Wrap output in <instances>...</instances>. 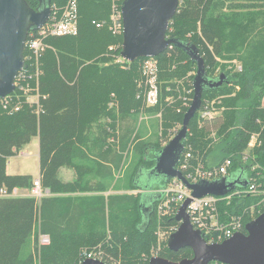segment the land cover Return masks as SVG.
Returning a JSON list of instances; mask_svg holds the SVG:
<instances>
[{
  "label": "trees",
  "instance_id": "obj_1",
  "mask_svg": "<svg viewBox=\"0 0 264 264\" xmlns=\"http://www.w3.org/2000/svg\"><path fill=\"white\" fill-rule=\"evenodd\" d=\"M26 1L37 8V0ZM49 1L58 9L67 2ZM77 8V34L47 36L38 66L28 58L24 46L25 66L20 74L24 73L25 78L10 94L12 105H0V186L8 190L31 188V175L8 174L6 165L9 158L38 137L39 179L50 194L39 200L32 196L0 197V264H32V248L39 251V264H80L79 251L94 247L97 259L105 264H148L151 251L157 249L159 257L171 260L191 257L188 247L177 251L167 247L169 234L179 225L174 216L180 202L171 201L169 213H158L159 204L167 197L157 190L171 179L160 180L150 186L151 191L136 195L102 194L108 190L106 183L111 181L112 169H118L129 147L134 126L128 117L132 110L137 112L143 106L141 82L145 76L139 63L142 58L124 62L123 68L112 62L111 55L114 59L120 54L122 35L112 34L106 25L109 3L77 0ZM93 21L104 24L96 27ZM166 36L195 45L209 78L225 75L222 86L204 88L201 95L202 103L220 99L218 106L224 109L219 117L203 119L202 127L195 113L188 124L180 160L190 152L183 175L199 163L210 168L226 159L231 161L225 176L236 177L239 184L218 197V219L226 223L239 218L245 233L244 225L264 211V0H179ZM110 46L117 47L110 50ZM156 58L160 68L159 99L146 110H162V136H168L170 128L182 123L187 108L180 107L178 100L167 104L164 97L177 99L181 90L177 81L191 89L192 96L196 65L176 45L168 46ZM217 58H235L241 70L228 68ZM19 85H28V91L25 93ZM35 95L39 110L27 99ZM15 105L17 110L12 109ZM117 114L121 121L119 135L114 128ZM104 116L115 117L106 124L102 123ZM251 135L256 141L248 155L244 152ZM109 137L116 139L118 150L106 144ZM163 146L157 141L153 145L136 141L133 152L137 166L130 177V189L140 188V169L151 170ZM148 149L151 155H147ZM253 166L256 168L252 170ZM61 168L73 169L75 179L63 181L59 177ZM89 173L94 175L87 178ZM252 185L259 194H249ZM77 193L88 195L69 196ZM250 204H254L252 215ZM39 233L49 236L48 245L36 246ZM157 233L164 234L163 240L159 241Z\"/></svg>",
  "mask_w": 264,
  "mask_h": 264
},
{
  "label": "water",
  "instance_id": "obj_2",
  "mask_svg": "<svg viewBox=\"0 0 264 264\" xmlns=\"http://www.w3.org/2000/svg\"><path fill=\"white\" fill-rule=\"evenodd\" d=\"M178 2L179 0H123L120 6L122 58L132 62L138 58L157 57L168 46L176 45L184 49L196 65L192 81L193 97L183 115L181 127L156 154L155 164L149 170L157 182L177 178L191 190V197L180 204L174 216L179 225L170 233L167 247L173 251L188 247L192 250V256L180 260L152 256L148 264H264V211L244 225L245 233L237 232L220 242L211 243L205 240L199 230L192 227L186 211L192 198L206 195L222 197L239 183L236 178L229 180L226 176L212 181L190 183L177 169L188 124L201 105L202 90L218 88L226 80L224 74H219L214 79L207 76L204 61L195 45L166 36ZM50 11L49 0H40L36 9L30 7L26 0H0V99L14 91L15 79L25 66L23 49L28 33L46 23ZM153 186L156 185L151 187ZM242 186L245 187L246 182ZM139 187L147 192L150 186L140 184ZM80 264L105 263L97 258H85Z\"/></svg>",
  "mask_w": 264,
  "mask_h": 264
},
{
  "label": "built area",
  "instance_id": "obj_3",
  "mask_svg": "<svg viewBox=\"0 0 264 264\" xmlns=\"http://www.w3.org/2000/svg\"><path fill=\"white\" fill-rule=\"evenodd\" d=\"M110 4V29L115 34L122 35V16L120 11L121 0H105ZM50 16L46 23H44L41 27L36 30H32L28 33L25 45L29 56L28 58H32L36 61V66H38V58L40 54L46 49L47 44L44 39L47 36H66V35H76L78 32V8H77V0H67L64 7L58 9L55 4L50 5ZM99 27L104 24V22H95ZM117 47V46H116ZM114 46H110V50L116 49ZM114 60L124 65V62H129L121 57V55H117L114 57ZM145 63L142 67V73L145 76L143 82H141L142 87V97L144 103L148 106L156 105L159 99V91L158 87L155 83L154 73L149 74L148 69L155 67L156 65V57H146ZM152 69V72H153ZM23 71V70H22ZM21 71V72H22ZM20 74V73H19ZM15 79V88L17 86V82L23 78H25L24 73L20 74ZM38 74V72H37ZM36 74V75H37ZM20 89L26 93L28 91L26 87H21ZM11 94V93H10ZM10 94L0 99V105L3 108H7L12 105V100ZM32 98V100H31ZM31 103H35L37 109L38 105V96H31ZM182 104L185 105L187 102V98H183L181 100ZM190 106V105H189ZM188 106V107H189ZM212 106V105H211ZM14 110L18 109V105L12 106ZM39 110V109H38ZM215 109H211L208 106L204 108L202 111V116L205 119H210L215 114ZM191 157L190 152H186L182 160L179 159L177 164V169L182 171H186L188 167V158ZM231 164L229 159H226L219 166L204 168L201 163L194 167L193 171L187 172L184 177L189 182H198L200 180L212 181L224 177L227 174V168ZM253 185L250 186V190H252ZM22 189L12 188L8 190L5 187L0 186V197H10V196H32L39 200L41 197L47 194L46 189L41 186L40 179H33V184L29 189H23V192L20 193ZM249 191V190H247ZM157 192H161L164 194L167 199L164 203L159 204L158 213L161 215L167 214L170 211L168 204L171 201L180 202V204L188 197H191V190H189L182 181L177 178H173L170 182L163 188L157 190ZM218 197L213 195H206L200 198H192L190 203L187 206V213L189 215V219L191 225L194 229L199 230L203 237L209 239V243L211 242H219L222 241L234 233L241 232L242 224L239 219H232L226 223H221L218 219V213L216 208V202ZM178 210V209H177ZM177 228V227H176ZM175 228V229H176ZM173 232V231H172ZM171 232V233H172ZM170 235V234H169ZM164 234H161L160 240ZM169 237V236H168ZM206 240V239H205ZM50 242V238L47 234L39 233L37 238V245L44 246L48 245ZM83 257V255H82ZM85 258H94L91 253H85ZM83 257V258H84ZM81 263V261H80Z\"/></svg>",
  "mask_w": 264,
  "mask_h": 264
},
{
  "label": "rangeland",
  "instance_id": "obj_4",
  "mask_svg": "<svg viewBox=\"0 0 264 264\" xmlns=\"http://www.w3.org/2000/svg\"><path fill=\"white\" fill-rule=\"evenodd\" d=\"M109 6H110V4H109ZM110 10H111V8H110ZM110 21H111V19H110V15H109L107 23L105 22L106 25L108 26L109 31L114 35H119V34H115L111 31V29L109 27ZM95 25H96V27H99L97 24H95ZM188 36H189V34H188ZM111 58H112L113 63L119 64L113 59V55H111ZM217 60L220 63H226V65H228V68H233L234 70L236 69L237 71L241 70V64L235 58L230 59V60H224L221 58H217ZM145 61H146L145 58L144 59L142 58L139 61L140 66H141V70H142V67H144L143 64L145 63ZM158 64H159V62H158V59L156 58V65H155L154 69L153 68L148 69V73L152 74L155 72L154 73V79H155V83L158 87V91L160 92V88H159L160 68H159ZM119 65L121 68L124 67L122 64H119ZM174 67H175V65L172 66V69ZM152 69H153V72H152ZM215 73L217 75L219 74L218 69L215 71ZM189 74H191V73H188V75ZM176 85H179L181 87V90H179V92H177V95H178L177 99L175 96L173 97L170 95H166L164 97L165 102L167 104H173V103H175L176 100H178L180 107H182L184 109L188 108V106L190 105V103L192 101V97H193V95L191 96V94H192L191 89H188L187 86L183 85L182 81H177ZM236 89H238V87H236ZM166 90L168 91L169 88H166ZM141 97H142V93H141ZM183 98H187V102L185 105H183L181 102V100ZM27 99L30 100V97H28ZM31 100H32V98H31ZM219 100L220 99H218V98H213L211 100L204 101V103H202V100H201V105H200L199 109L197 110V112H198L197 124L199 127L204 126L203 119H205V118H203V116H202V111H204V108L206 106H208L212 110L215 109V111H214L215 114L213 117H216V116L219 117L220 116V113L222 112L224 107L222 108L221 106H218L220 104ZM263 103H264V101H263ZM142 105L143 106H141V108L138 109L137 112L132 110V113L130 116L131 118L128 117L129 121L132 119L131 123L134 126V132L132 133V135L130 137V140L128 143L129 147H127V150L123 152V158H122V161H121L118 169L113 168L111 181H107L108 183L105 182L107 185V189H108L107 191L102 192V194L105 196L108 194H133V195H136L137 193H139V191H144V189L143 190L142 189H130L128 186L129 182H130V177H131L135 167L137 166V155L134 154V152H133V148H134L133 145H135L136 141H138V140H141L145 143H149L152 145L157 141V142H162V145H165L167 142V138L169 137V139H171L178 132V130L181 127V124H176L174 127L170 128L168 130V136H167V134H166V136H162L163 135V133H162L163 132V127H162L163 112H162V110H158L156 112L150 113L146 109L148 107H151L154 105L148 106L146 103H144V101H143ZM6 111H7V113L12 112L10 110H6ZM115 116H116V118H115L116 124H115L114 128H115V132L118 133V131L120 130L119 126H120L121 121H119V119H120L119 114H117ZM114 117L104 116V117H102V123H106V124L111 123L114 120L113 119ZM210 125L214 126V123L212 122V124L210 123ZM108 126L110 128L112 127V126H110V124ZM119 133H120V131H119ZM119 133H118V135H119ZM213 136H214V133L211 134V137H213ZM35 141H36V138L34 137V138H32V140L30 141L29 144H27L25 147H23L22 150L27 151V152L19 153V155H15V156L8 159L7 171L9 174H11V175L28 174V175H31L33 179L38 177V174H39L38 173V171H39L38 170V156H37V147L34 144ZM255 141H256V136L251 135V138L247 144V148H246L244 153H248V155H249V152L252 153V149L255 146ZM106 144L107 145H113L114 150L119 149V147L117 146V143H116V139L113 140V137H109ZM147 155H151L150 149L147 150ZM243 160H245V159H243ZM198 162H200V161H198ZM254 168H256V167L253 166L251 169L253 170ZM74 174H75V172H74ZM93 175L94 174L89 173V174H87V178H90ZM68 178H70L69 175H68ZM74 179H75V175H74L72 180H74ZM139 182L142 185H149V186L156 185L158 183L152 174L143 176ZM149 191H151V187H149V190H147V192H149ZM22 192H23V189H22V191H20V193H22ZM259 193H260L259 190L253 189V191H251V193H249V194L256 195ZM261 194H264V190L261 191ZM79 195L82 196V195H88V194L77 193V194H70L69 196L75 197V196H79ZM252 205H254V204L249 205L251 215L253 214V206ZM217 212H218V209H217ZM218 218H220L219 213H218ZM157 234H158V237L160 239L161 234L160 233H157ZM33 240H34V235H33L32 241ZM159 241H161V240H159ZM159 241H158V245L160 244ZM33 245L34 244H32V246ZM36 246H38V245H36ZM95 249H96V247H94L93 250H89V251L86 248L81 249L79 251L78 259L81 258V262H82L85 259V257H84L85 253H91V255L94 258H98L97 257L98 252ZM157 250L151 251V257L152 256H158ZM32 252L34 253V254H32V256H33V263L32 264H39V260H38V256H37L39 251L32 248ZM82 255L84 258L82 257Z\"/></svg>",
  "mask_w": 264,
  "mask_h": 264
},
{
  "label": "crops",
  "instance_id": "obj_5",
  "mask_svg": "<svg viewBox=\"0 0 264 264\" xmlns=\"http://www.w3.org/2000/svg\"><path fill=\"white\" fill-rule=\"evenodd\" d=\"M264 101V100H263ZM264 104V103H263ZM36 138V141H35V146L37 147V156H38V137H35ZM30 143V142H29ZM28 143V144H29ZM26 146V145H25ZM25 146H23V147H25ZM23 149V148H22ZM20 150L19 152H18V154L17 155H19V153H22V152H27V151H23V150ZM8 162V161H7ZM6 170H7V165H6ZM7 173H8V171H7ZM38 173H39V171H38ZM9 174V173H8ZM68 175H69V177L70 178H68ZM74 170L73 169H71V168H61L60 170H59V177L63 180V181H71L72 179H73V177H74ZM37 178H39V174H38V177ZM35 179V178H34ZM45 189V188H44ZM46 191H47V194L45 195V196H47V195H50L49 194V190L48 189H46Z\"/></svg>",
  "mask_w": 264,
  "mask_h": 264
},
{
  "label": "flooded vegetation",
  "instance_id": "obj_6",
  "mask_svg": "<svg viewBox=\"0 0 264 264\" xmlns=\"http://www.w3.org/2000/svg\"><path fill=\"white\" fill-rule=\"evenodd\" d=\"M39 1H40V0H37L38 3H39ZM145 175H151V174H150L149 171H147V170H145V169H140L139 174H138V176H137V182L140 183V182H139L140 179H141L143 176H145ZM228 178H229V180H233V179H235L236 177H228ZM148 207H150V204H149Z\"/></svg>",
  "mask_w": 264,
  "mask_h": 264
},
{
  "label": "bare ground",
  "instance_id": "obj_7",
  "mask_svg": "<svg viewBox=\"0 0 264 264\" xmlns=\"http://www.w3.org/2000/svg\"><path fill=\"white\" fill-rule=\"evenodd\" d=\"M190 183H196V182H190ZM216 197H219V196H216Z\"/></svg>",
  "mask_w": 264,
  "mask_h": 264
}]
</instances>
